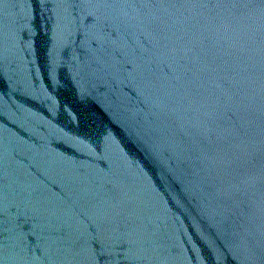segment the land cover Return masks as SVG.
<instances>
[{
	"label": "water",
	"instance_id": "1",
	"mask_svg": "<svg viewBox=\"0 0 264 264\" xmlns=\"http://www.w3.org/2000/svg\"><path fill=\"white\" fill-rule=\"evenodd\" d=\"M0 264H264V0H0Z\"/></svg>",
	"mask_w": 264,
	"mask_h": 264
},
{
	"label": "snow or ice",
	"instance_id": "2",
	"mask_svg": "<svg viewBox=\"0 0 264 264\" xmlns=\"http://www.w3.org/2000/svg\"><path fill=\"white\" fill-rule=\"evenodd\" d=\"M205 73L207 76L218 75L221 73V69L217 68L213 63L207 66Z\"/></svg>",
	"mask_w": 264,
	"mask_h": 264
}]
</instances>
